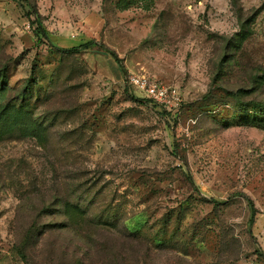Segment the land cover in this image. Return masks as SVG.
<instances>
[{"label":"rangeland","instance_id":"1","mask_svg":"<svg viewBox=\"0 0 264 264\" xmlns=\"http://www.w3.org/2000/svg\"><path fill=\"white\" fill-rule=\"evenodd\" d=\"M0 264H264V0H0Z\"/></svg>","mask_w":264,"mask_h":264},{"label":"trees","instance_id":"2","mask_svg":"<svg viewBox=\"0 0 264 264\" xmlns=\"http://www.w3.org/2000/svg\"><path fill=\"white\" fill-rule=\"evenodd\" d=\"M30 22L33 24L34 20H31ZM36 24H37V26L35 27L36 35L47 37L46 30L41 25V23L37 21ZM92 43L93 42H86V43L79 44V45H74V46H72L70 48H65V49H62V50L64 52H68V53H78L79 50H81L83 48H87ZM106 51L112 55V57L121 65L122 68H124L123 65L121 64L120 59L117 57V55L113 51H111L109 49H106ZM138 100H141V101H146L147 100L149 102L151 101L146 96H145L144 99H138ZM7 107H9V105H7L6 108ZM1 114H2V112H1ZM40 126L41 125H39V124H37L36 127L26 126L25 129H24V130H26V133L25 132L24 133L25 134H33L34 136H36L37 132H39V129L38 128ZM20 132H22V131H20ZM72 207L76 208V210H77L78 213H80L81 215H84V218H81L80 220H78L77 225H81L83 222L86 224L87 221H88V219H89L87 210H85L83 208H79V206L77 204H73ZM86 215L88 216V218L86 217ZM253 219H254V209L252 208V213H251V216H250V220L249 221L252 222ZM89 222L91 223L92 227L93 228H96L97 230H103V229H105L103 227V221H96V220L89 219ZM121 229L122 230L116 229L115 231H118L123 238L127 239L128 240L127 243H131L133 248H137V245L136 244H138V243L142 244L141 240L143 238L139 234L130 231L129 229H127V227H123ZM138 240H140V241H138ZM144 245H145V249H147L149 251L150 245H149V247H148L147 244H144Z\"/></svg>","mask_w":264,"mask_h":264},{"label":"built area","instance_id":"3","mask_svg":"<svg viewBox=\"0 0 264 264\" xmlns=\"http://www.w3.org/2000/svg\"><path fill=\"white\" fill-rule=\"evenodd\" d=\"M129 83L167 111L177 110L181 104L180 94L171 85L163 84L146 75L132 76Z\"/></svg>","mask_w":264,"mask_h":264}]
</instances>
